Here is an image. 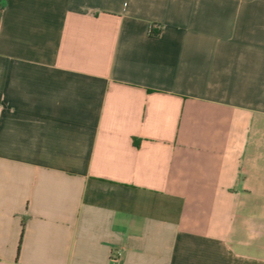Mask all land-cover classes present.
Returning a JSON list of instances; mask_svg holds the SVG:
<instances>
[{
    "label": "crops",
    "instance_id": "obj_1",
    "mask_svg": "<svg viewBox=\"0 0 264 264\" xmlns=\"http://www.w3.org/2000/svg\"><path fill=\"white\" fill-rule=\"evenodd\" d=\"M0 264H264V0H0Z\"/></svg>",
    "mask_w": 264,
    "mask_h": 264
},
{
    "label": "trees",
    "instance_id": "obj_2",
    "mask_svg": "<svg viewBox=\"0 0 264 264\" xmlns=\"http://www.w3.org/2000/svg\"><path fill=\"white\" fill-rule=\"evenodd\" d=\"M157 35V34H156Z\"/></svg>",
    "mask_w": 264,
    "mask_h": 264
}]
</instances>
